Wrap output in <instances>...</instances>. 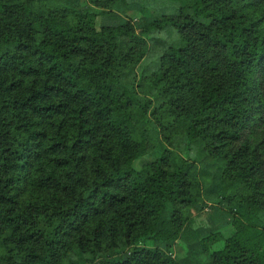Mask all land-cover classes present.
Returning a JSON list of instances; mask_svg holds the SVG:
<instances>
[{
  "label": "trees",
  "instance_id": "16d2710c",
  "mask_svg": "<svg viewBox=\"0 0 264 264\" xmlns=\"http://www.w3.org/2000/svg\"><path fill=\"white\" fill-rule=\"evenodd\" d=\"M121 6L136 24L96 26ZM146 11L0 0V264H182L174 245L201 209L194 142L220 169L233 232L193 235L208 259L190 264H264V162L236 145L264 123V0ZM160 132L182 154L155 153Z\"/></svg>",
  "mask_w": 264,
  "mask_h": 264
},
{
  "label": "rangeland",
  "instance_id": "374dc122",
  "mask_svg": "<svg viewBox=\"0 0 264 264\" xmlns=\"http://www.w3.org/2000/svg\"><path fill=\"white\" fill-rule=\"evenodd\" d=\"M128 4L138 3L147 9L146 12L152 13L154 16L159 17L162 14H170L175 12L178 6L193 7L195 0H126ZM80 4H90V0H79ZM141 12L128 7L121 6L120 9H109L102 17H97L96 26L99 27L101 18L106 24H119L125 20H129L136 24L141 17ZM138 32V29H137ZM155 37L162 38L164 41H169L170 38L163 31L154 33ZM148 48L151 51H155L159 46L154 44L151 40H148ZM153 59V55H147L136 66L135 86L139 79V70L146 64L150 63ZM161 103L160 99L152 98V106L157 107ZM160 131V129H159ZM242 142H248L256 146L257 153L260 159L264 162V123H259L253 127L247 129L242 135L241 139L236 142L239 145ZM175 145L178 151L182 154L184 150V141L180 136H170V139L165 140L162 132L159 133V140L154 150L158 153L162 146L172 148ZM189 158L196 163V174L199 180V194L201 209L197 211L191 208L188 221L184 231L186 233L193 232V235L199 236L206 235L210 232H221L225 236H229L232 232V226H230L229 218L233 213L231 205H227L223 202H217L218 189L215 187L216 183L221 179L220 169L212 164V160L202 148L198 142H194L190 146ZM264 166V163H263ZM192 234L183 233L174 245L173 256L182 264H190L192 261L195 263L207 261L208 253L205 249L197 245L195 238ZM187 238V239H186ZM80 256V255H79ZM89 260L88 254H82L80 258Z\"/></svg>",
  "mask_w": 264,
  "mask_h": 264
}]
</instances>
